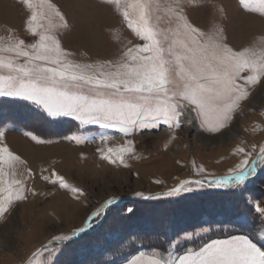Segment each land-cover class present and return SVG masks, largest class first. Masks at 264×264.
<instances>
[{"label":"rangeland","instance_id":"1","mask_svg":"<svg viewBox=\"0 0 264 264\" xmlns=\"http://www.w3.org/2000/svg\"><path fill=\"white\" fill-rule=\"evenodd\" d=\"M179 2L180 14L201 32L224 40L234 51L264 53V12L256 0L247 7L239 0ZM153 3L150 24L161 33L174 28L169 21L175 0ZM49 4L56 6L63 20ZM33 12L35 22L29 21ZM123 12L110 0H31V6L23 0H0V49L20 40L35 43L39 37L33 29L42 31L39 25L51 23L61 46L75 59L98 65L118 63L129 48L145 43L128 26ZM44 13L48 15L41 19ZM9 55L0 51V56ZM248 92L233 121L219 132L202 129L195 113L186 109L180 127L157 122L156 127H141L127 135L117 129L81 125L73 117H49L29 101L0 97V131L4 133L0 147L20 158L9 160L5 153L3 186L22 174L23 182L37 193H27L24 200L13 197L6 205L9 210L0 218V264L30 260L48 264L49 241L52 251L59 248L54 264H126L133 257L167 258L169 253L178 257L211 239L241 235L264 249L260 236L264 214L258 212L264 208V162L259 156L264 147V86H249ZM101 135L106 139L100 140ZM240 147L252 155L246 157L238 151ZM121 148L131 149L121 154L123 163L116 158ZM253 157L255 171L243 184L222 188L225 193L204 188L159 199L135 195L164 192L201 175L221 177ZM57 176L66 187L60 186ZM97 209L101 214L92 222L93 232L78 236L75 230L87 227L85 221ZM163 230L165 234L174 231V236L163 242L150 240ZM69 233H75L71 241L53 240ZM188 233L191 239L184 238ZM141 252L145 257H139Z\"/></svg>","mask_w":264,"mask_h":264},{"label":"snow or ice","instance_id":"2","mask_svg":"<svg viewBox=\"0 0 264 264\" xmlns=\"http://www.w3.org/2000/svg\"><path fill=\"white\" fill-rule=\"evenodd\" d=\"M110 2L124 8L123 16L128 26L145 43L129 48L118 63L106 61L98 65L75 59L73 53L63 49L54 34L56 26L41 24L42 31L33 29L39 37L35 43L26 45L20 40L6 50L0 49L10 54L8 58L0 56V71L4 73L0 75V97L29 101L49 117H73L81 125L117 129L125 135L141 127H156L157 122L170 128L180 127L184 123L181 117L186 109H190L202 129L219 132L228 126L226 122L233 121V113L240 107V101L249 96V86H264V53L257 55L247 49L234 51L224 40L201 32L180 14L179 0H175L176 8L170 9L173 18L169 23L175 27L163 33L150 24L153 0H126L123 5L120 0ZM249 2L239 0L245 7ZM256 2L264 12V0ZM23 3L31 6V0H23ZM49 8L54 9L61 20L64 19L54 4H49ZM47 15L44 13L41 19ZM36 20L37 14L33 12L29 21ZM64 27H67L66 22ZM3 135L0 131V139ZM99 139L105 140L106 136L101 135ZM80 142L77 139V143ZM127 143L131 144V141ZM124 151L131 149L121 148L116 153L121 163ZM238 151L245 153L246 157L252 155L246 153L245 147ZM5 153L9 160L20 159L6 147H0V193H8L7 196L0 195V218L9 210L6 205L13 197L24 200L27 193L37 194L23 182L22 174L21 179H12L7 187L3 186ZM259 156L264 162V147ZM103 158L116 162L110 155ZM199 171L203 173V167ZM254 171L255 157L252 161L245 158L224 176L208 178L201 175L194 180H182L164 192L148 195L137 192L135 195L159 199L204 188L235 187L243 184L246 176ZM42 179L48 181L49 177L43 176ZM56 179L62 188L66 187L62 177ZM73 191L79 193L77 188ZM258 212L264 214V208H259ZM100 214L97 209L87 218L85 223L89 228ZM75 231L84 233L86 229L82 227ZM74 235L69 233L53 237V240L71 241ZM260 236L264 238V232ZM191 237L192 234L188 233L184 238ZM51 244L49 241L46 246L48 264H54L56 251H59V248L52 251ZM145 255L139 253V257ZM126 264H264V249L257 247L247 236H229L227 239H211L198 249L188 248L178 257L171 253L167 258L150 256L141 260L133 257Z\"/></svg>","mask_w":264,"mask_h":264},{"label":"trees","instance_id":"3","mask_svg":"<svg viewBox=\"0 0 264 264\" xmlns=\"http://www.w3.org/2000/svg\"><path fill=\"white\" fill-rule=\"evenodd\" d=\"M218 193H225L224 191H223V189L221 188V190L219 189V192ZM142 200H144V199H139V201H142ZM103 212H104V210H103ZM102 216H105V212L103 213V215ZM85 229H86V231H89L88 233H91V232H93V229H94V227L93 228H89V226L87 225V227H85ZM85 231V232H86ZM85 232L84 233H79L78 234V236H80V235H86L85 234ZM87 233V232H86ZM157 235L156 236H151V239L150 240H156V241H167V240H169L170 238H171V236H174V231H172V232H167L166 234L164 233V230L163 231H161L160 233H156ZM77 236V237H78Z\"/></svg>","mask_w":264,"mask_h":264},{"label":"bare ground","instance_id":"4","mask_svg":"<svg viewBox=\"0 0 264 264\" xmlns=\"http://www.w3.org/2000/svg\"><path fill=\"white\" fill-rule=\"evenodd\" d=\"M95 39H97V38H95ZM109 194H112L111 192H109ZM64 209V208H63ZM64 212L66 211V210H63Z\"/></svg>","mask_w":264,"mask_h":264}]
</instances>
